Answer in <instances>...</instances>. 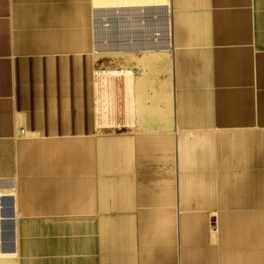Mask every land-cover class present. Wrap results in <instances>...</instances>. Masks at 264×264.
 <instances>
[{
  "label": "crops",
  "instance_id": "obj_1",
  "mask_svg": "<svg viewBox=\"0 0 264 264\" xmlns=\"http://www.w3.org/2000/svg\"><path fill=\"white\" fill-rule=\"evenodd\" d=\"M0 264H264V0H0Z\"/></svg>",
  "mask_w": 264,
  "mask_h": 264
},
{
  "label": "rangeland",
  "instance_id": "obj_2",
  "mask_svg": "<svg viewBox=\"0 0 264 264\" xmlns=\"http://www.w3.org/2000/svg\"><path fill=\"white\" fill-rule=\"evenodd\" d=\"M119 90H120V93H122L123 94V90H122V84L120 85V87H119ZM122 94H121V96H122ZM120 106H123V104L121 103V105Z\"/></svg>",
  "mask_w": 264,
  "mask_h": 264
},
{
  "label": "bare ground",
  "instance_id": "obj_3",
  "mask_svg": "<svg viewBox=\"0 0 264 264\" xmlns=\"http://www.w3.org/2000/svg\"><path fill=\"white\" fill-rule=\"evenodd\" d=\"M125 22V21H124ZM163 37V36H162ZM104 39V38H103ZM142 41V40H141ZM137 42V41H136Z\"/></svg>",
  "mask_w": 264,
  "mask_h": 264
}]
</instances>
